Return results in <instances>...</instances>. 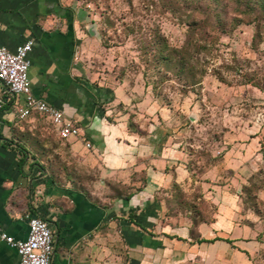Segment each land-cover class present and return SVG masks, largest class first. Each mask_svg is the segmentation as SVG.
Returning <instances> with one entry per match:
<instances>
[{"label": "rangeland", "instance_id": "1", "mask_svg": "<svg viewBox=\"0 0 264 264\" xmlns=\"http://www.w3.org/2000/svg\"><path fill=\"white\" fill-rule=\"evenodd\" d=\"M76 2L91 17L81 25L83 82L103 118L129 135L151 132L154 158L167 156L170 180L155 190V202L192 225L222 220L252 243L248 262L264 264V14H245L231 0ZM158 38L183 47L192 69L157 62ZM36 128L31 138L60 184L71 181L100 203L130 194L97 164L78 161L46 119L37 116ZM149 155L129 172L133 189L145 184Z\"/></svg>", "mask_w": 264, "mask_h": 264}, {"label": "crops", "instance_id": "2", "mask_svg": "<svg viewBox=\"0 0 264 264\" xmlns=\"http://www.w3.org/2000/svg\"><path fill=\"white\" fill-rule=\"evenodd\" d=\"M90 21L76 0H0V44L14 49L34 40L28 54L32 93L79 127V137L64 139L69 152L81 163L97 164L108 182L129 185L130 194L100 203L69 187L71 181L62 185L54 179L31 138L39 131L37 116L50 119L39 113L19 118L16 105L22 98L6 100L0 83V228L22 239L27 216L43 217L54 241L50 264H250L252 243L241 241L236 228L229 229L222 220L192 225L180 214L169 217L155 202V190L170 180L164 173L167 156L154 158L158 148L151 132L129 135L119 125L109 126L98 98L83 82L81 25ZM54 135L59 137L56 131ZM149 154L153 167L145 184L133 189L137 179L129 172L144 165L139 155ZM0 264H19L16 251L1 239Z\"/></svg>", "mask_w": 264, "mask_h": 264}, {"label": "built area", "instance_id": "3", "mask_svg": "<svg viewBox=\"0 0 264 264\" xmlns=\"http://www.w3.org/2000/svg\"><path fill=\"white\" fill-rule=\"evenodd\" d=\"M33 45V39L24 40L14 49L0 44V83L3 86L1 96H4L6 100L22 98L21 104L16 105L19 118L27 117L31 113L43 114L50 119L60 138L79 137V127L67 118L60 108L32 93L28 76L30 66L28 54ZM1 96L0 107L3 101ZM85 146L89 148L90 143L86 142ZM26 222L25 238L15 239L0 228V239L16 251L19 264H50L54 241L48 222L39 215H28Z\"/></svg>", "mask_w": 264, "mask_h": 264}, {"label": "trees", "instance_id": "4", "mask_svg": "<svg viewBox=\"0 0 264 264\" xmlns=\"http://www.w3.org/2000/svg\"><path fill=\"white\" fill-rule=\"evenodd\" d=\"M238 7H241V11L243 13H250L254 11H258L264 14V0H231ZM158 50L156 52L155 60L163 65L166 69L178 68L179 71L186 69L188 67V71L192 69V66L187 64V58L185 57L186 52H183L182 48H176L167 44L166 41H163L158 38ZM192 73V72H188ZM194 75V74H193ZM192 75V76H193ZM190 76V78L192 77Z\"/></svg>", "mask_w": 264, "mask_h": 264}]
</instances>
